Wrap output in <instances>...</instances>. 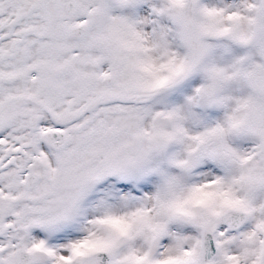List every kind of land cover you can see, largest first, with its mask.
<instances>
[{
	"label": "snow or ice",
	"instance_id": "6c2138e0",
	"mask_svg": "<svg viewBox=\"0 0 264 264\" xmlns=\"http://www.w3.org/2000/svg\"><path fill=\"white\" fill-rule=\"evenodd\" d=\"M0 264H264V0H0Z\"/></svg>",
	"mask_w": 264,
	"mask_h": 264
}]
</instances>
